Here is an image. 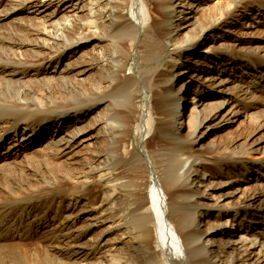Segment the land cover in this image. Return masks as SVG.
I'll list each match as a JSON object with an SVG mask.
<instances>
[{
    "label": "bare ground",
    "instance_id": "bare-ground-1",
    "mask_svg": "<svg viewBox=\"0 0 264 264\" xmlns=\"http://www.w3.org/2000/svg\"><path fill=\"white\" fill-rule=\"evenodd\" d=\"M176 1L0 0V7L8 5L18 8L19 12L30 9L26 13H44L50 6L54 9L42 21V28L26 22L24 30H13L11 38L0 36V102L10 106L9 112L13 111L6 118H3L5 115H0V127L7 124V128L3 129L4 134L0 135V156L10 141L17 143L22 140V143L31 144L29 149L37 143L47 144L56 158L67 159L69 169L45 163L48 176H41L43 180L18 183L16 190L9 185L4 189L15 197L24 195L17 193L18 190L25 194L31 193L30 201L42 199L44 208L58 202L61 209L57 221L61 220V225L56 237L60 243L66 241L70 246L55 255L49 251L37 252L28 259L21 257L25 255V250L17 244H11L16 240L20 241L19 236L10 235L12 240H6L10 243L7 248L13 251L4 253L8 256L1 257L0 264H264V219H260L262 221L255 228L242 227V223L254 222L260 213L263 215L264 205L258 210L252 205L228 209L229 205L216 200L211 202L214 192L200 190L203 187L215 189L218 180L228 179L232 175L247 178L254 169L264 176V147L261 143L252 145L245 142L239 147H234V143L231 146L212 144L208 154L211 158L217 157L215 164L222 172L220 176H212L208 175L212 160L196 153L195 148L205 133L217 124L219 119L213 112L204 114L193 110L189 117L193 122L188 124L191 132L185 137L181 136V125L174 117L169 121L161 119L158 122L153 116H149L147 130L154 135L159 129L165 128L167 137L150 151L148 142L144 143L145 157L124 136L128 132L127 127L122 129L110 126L109 136L103 142L99 136H85L82 128L78 127L82 116L85 117L96 107L95 104H92L95 105L92 108V105L86 107L76 99L75 89L79 87L78 83L83 81L84 76L97 70V80L90 83L87 91L91 97L101 96L102 85L108 83L104 90L115 85L117 78L123 76L122 73L126 70V57L130 52L139 53L140 48L147 49L143 63L149 69H141L138 73L141 74L140 81L149 86L157 81L161 53L169 55L170 61L167 64L172 65V68H182L183 74H202L203 84H200V88L207 87L206 90L213 88L214 74L223 75L228 71L240 70L243 73V83L250 81L253 74L244 72L247 67L254 66L247 58L249 54L235 56L228 51L220 54L225 56L219 57L216 53L211 54L207 44L204 53L209 55L203 54V59L216 67L203 69L198 60L200 57H196L191 66L186 65L188 59H182L184 52L192 50L195 54L196 47L204 38L203 34L213 30L217 23L212 21L202 25L196 20L194 29L199 31L187 40H180L179 33L169 35L175 25ZM223 1L230 9L242 8L264 20V0H246L248 3H243L245 0ZM55 2L56 5H53ZM67 5L72 14L59 18ZM41 9L44 11L41 12ZM126 11H129L131 18L125 15ZM7 17H16L13 10L6 8L0 12V21ZM186 22L188 18L183 22L179 20V25ZM23 23L21 20V24ZM180 26L175 25L177 28ZM78 34L87 39L75 42L73 37ZM21 37L26 40L22 42V39L19 40ZM90 37L94 39L88 40ZM145 38L150 39L149 47L143 43ZM91 40L92 43L108 44L110 50H100L95 55L86 53L87 61L84 64H71L65 70L59 69L60 62L70 59L72 53L85 50ZM70 48L72 53L66 54V50ZM255 49L259 51L253 57L263 60V43L258 41ZM91 61L98 63L97 69ZM222 64L223 68L219 69ZM67 74L73 75L74 79L66 77ZM26 77H30L29 84L17 80ZM254 77L256 91L264 92L263 76L257 74ZM176 78L177 75H169L154 86V91L166 105L177 102L175 111L178 113V102L183 98L180 89L173 90ZM215 79L219 81L220 78ZM222 84L223 80L218 83ZM211 93L217 94L214 91ZM57 98L62 101H52ZM193 103L196 105L200 101ZM237 106L239 105L236 103ZM21 125L25 127L22 128ZM72 127V135L58 139L57 131L71 130ZM93 140L99 144H95ZM80 148H84L86 154L85 162L78 168L74 167L77 163L72 160L78 158ZM259 151L262 153L261 158H254L253 155L260 154ZM21 153L17 150L6 154L5 160L8 162L5 168L14 169V161ZM149 170L154 179L152 186L147 179ZM99 198L102 200L97 206ZM33 204L34 202L31 203ZM78 209V214L86 216L84 218L87 223L72 227L68 222ZM13 211L20 214L16 232L26 223L32 229V225L52 227L56 222L49 212L39 218L37 211L30 205L20 203L16 207H8V204L0 203V228L13 215ZM232 221L239 222V230L228 233L224 228ZM218 227L217 234L215 229ZM118 233L115 241L108 239ZM236 233L240 235V239L237 244L230 245V241L236 238ZM93 235H96L95 238L89 240ZM217 235L222 236V239L214 241ZM226 237L230 241H224ZM85 240L88 241L84 242ZM253 255L256 257L254 260Z\"/></svg>",
    "mask_w": 264,
    "mask_h": 264
},
{
    "label": "rangeland",
    "instance_id": "rangeland-1",
    "mask_svg": "<svg viewBox=\"0 0 264 264\" xmlns=\"http://www.w3.org/2000/svg\"><path fill=\"white\" fill-rule=\"evenodd\" d=\"M244 2L248 3L246 0L243 1V3ZM53 5H56V2ZM6 8L13 10L16 17H7L0 21V36L5 39L11 38V34L15 29L24 30L26 22L42 28V21L47 17L48 14L53 13L54 10L53 7L50 6L45 11L44 9L40 10L41 12L44 11V13H26L30 9H24L19 12L18 8L8 7V5L3 4L0 7V12L4 11ZM69 8V5L63 8L59 18L66 16V14L71 15L72 13L69 11L71 9ZM229 9V6L223 0H177L175 2L174 15L176 16V19L174 24L176 26H180L179 20L183 22L187 18L188 22H186L184 25H181L179 28L175 27L174 25L173 31L170 32L169 35L175 36L179 33L181 34L180 40H187L190 38V36L199 31L194 29V24L197 22L196 20H198L202 25L212 21L216 22L217 25L214 26L215 28L213 30H209L203 34L204 38L200 40V43L196 47V53L194 54L192 50H188L184 52L182 59H188V64L186 65L189 66L190 64L194 63L196 57H200L198 60L200 61V67L203 69H207L209 66L213 68L216 67L213 63L204 61L203 59V54H205L204 51L206 50L205 47L207 44L208 49L211 50V54L216 53V55H220L225 54V52L228 51L235 56H245V54H249L247 55V58L250 60V64L252 63L254 65H252L253 67L251 68L247 67L244 71L247 74H253V76L250 77L249 82L243 83L241 80L243 73L240 70L238 72L235 70L233 72L228 71L223 75L214 74V79L212 80L214 82V86L213 88L206 90L207 87L200 88V84H203V82H201V79L203 78L202 74L199 75L198 72H194L193 76L188 73L183 74L182 68H172V65L167 64V62L170 61L169 55L161 53L157 67L159 70L157 73V81L154 82L155 84L152 83L149 86L148 84H144L140 81L141 74L138 73L141 69H149L147 64L143 63L145 62L147 49L140 48L139 53L136 51L133 53L130 52L129 56L126 57V70H124L122 73L123 76L120 75L117 78L116 81L118 84L116 83L113 85L114 87L111 86L105 90L104 88L107 87L106 85L108 83L102 85L100 92L102 93L101 96H104L91 97L89 96L90 93L87 91L90 83H94L97 80V78H95L97 75V70L93 71V74L89 73V76H84L82 78L83 81L78 83L79 87L75 89V95L77 94L75 96L76 99L81 101V104L86 105V107L92 104L96 105L92 111L88 112L85 117L82 116L81 121L78 122V127L82 128L83 130L82 133L85 136H99L98 138H100L101 142H103L109 136L108 131L110 126L122 129L127 127L128 132L124 136H126L127 139L130 140L132 144H134L133 147L136 148L138 153L142 157H145L144 143L148 142L147 146L148 150L150 151L155 149L160 144L161 140L166 139L167 137L165 128L159 129L154 135H152V133L147 130L146 123L149 116H153V118L158 120V122H160L161 119H164V121H169L171 117H174V119H177L178 124L181 125V136L185 137L191 132L188 124L190 125V123L193 122V120L190 121L189 118L192 116L193 110L198 113L199 111H202L204 114L213 112V114L216 115L219 120L217 121L216 125L212 126L205 133L200 141V144L195 148L196 153H201L206 158H210L212 160L209 164L208 173V175L211 174L212 176H220L222 174V172H220V167L215 164L217 157L211 158V155L208 154L212 144L231 146L230 144L234 143V147H239L242 146L243 143L247 142L252 145L261 143L262 147H264V117L262 116L264 114V92L259 93L256 91V87L253 84L255 79L254 76L257 74L262 75V80L264 79V59L261 60L258 57H253L255 52L259 51L255 49L257 42L260 41L264 45V20L259 18V15L255 14L253 16L252 12L250 13L249 11H246L242 8H231L230 11ZM125 15L131 18L129 11H126ZM80 16L83 18L82 13H80ZM21 20L24 22L23 24H21ZM184 26H186L185 29ZM20 39H22V42L23 40H26L25 37H21L19 40ZM86 39V36L81 34L75 35L73 37L75 42L80 40L84 41ZM89 39H94V37H90L88 40ZM143 41L144 45L149 47L150 39L145 38ZM106 46L108 47V44L103 43L102 45L96 42L92 43L91 40L88 47L83 50L84 52L82 51L79 53V51H77L76 53H72L70 48L66 50V54L72 53V57L68 60H65L63 63L60 62L58 67L60 70H65L71 64H82V62L84 64L87 61V57H85L86 53H92L95 55L100 50L109 51V47L107 48ZM262 53L264 54V52ZM205 55L209 54L206 53ZM222 56L225 55H220L219 57ZM90 63L95 64L93 66L97 69L98 63L96 61H91ZM221 68H223V64L219 66V69ZM224 68H227V66H224ZM172 74L177 75L173 85V90L180 89V95L183 98L182 101L178 102L180 103L178 113L175 111L177 102L172 101L173 104L171 103L170 105H166V102L162 101L161 98H158L154 91V86L156 84L163 82L166 78H168L169 75ZM57 76H59V74H57ZM65 76L74 79L73 75L67 74ZM216 77L220 78L219 81L215 79ZM1 78L2 75L0 74V85L2 83ZM29 78L30 77H26L24 79L17 80L20 82H28ZM17 80L15 81L17 82ZM221 80H223V84L218 85ZM212 91H214V93L216 92L217 94L211 93ZM58 98L52 99V101H62V99ZM194 101H200V103L195 105L193 103ZM236 103L239 106L236 107ZM95 105H92L90 108ZM76 106L78 105L76 104ZM8 107H10L8 104L0 102V115H5L3 118L10 116V114L13 112H9ZM111 117L113 118L108 120ZM6 125L3 128L0 127V135L4 134L3 129L7 128ZM21 127L24 128L25 125H21ZM72 129L73 127L71 130L57 131L56 134L58 135V139L67 138L68 134L72 135ZM119 140H121V137ZM97 142H95V144L98 145L99 143ZM30 146L31 144H26L24 142L22 143V140H19L17 143L10 141L4 147V150L0 156V203L8 204V207H16L20 205V203L30 205L33 210L37 211L39 218H41L46 212H49L50 217L56 222L52 227H38L32 225L34 227L32 229H29L30 225L28 224V226L26 223V226L23 225L16 232V222L18 221L17 219L20 214H18V211H16V213L13 211V215L4 221L5 225L3 224V226L0 228V258L8 256V254L4 253L13 251L7 248L10 243L6 240H12V238H9V236L14 234L19 236L20 241L16 240L11 242V244H17L20 246V248H22V250H25V255L21 256L23 258L30 259L36 255L34 253H44L47 251L55 255L60 250L70 247L66 241L60 243L56 237L61 225V220L57 221L61 209V205H59L58 202L54 206H50L51 208H44L42 207V199L36 198L32 200V202L30 201L31 193L25 194L24 191L18 190L17 193L24 195L21 197H15L11 195V192L5 190L8 187L7 185L11 186L10 188H13V190H16L18 183L36 179L43 180V176H48V173L45 169V163L59 166L60 168L69 169L67 159H60L58 157L56 158L47 144L39 145V143H37V145H34L35 147L32 149H29ZM84 148H80V150H78V158L72 160L73 162L77 163V165L74 167L80 168L85 162L86 153ZM17 150L22 153L20 154L21 156H19V158L14 161L13 167L15 168L12 170L5 168V164L8 162L5 160V155L8 153H15ZM259 153L260 154H254L253 157L260 159L262 153L260 151ZM150 172L151 171L149 170L147 173V179H149V184L152 186L154 179L153 174H151L152 172ZM126 174L129 175L130 173ZM47 180L48 179H46V181ZM42 184L39 186H42ZM200 190L209 193L214 192L215 196L212 198L211 202H215L216 200L221 204L229 205L228 209H234L238 206L252 205L254 209L258 210L264 205V176L259 175V173L256 172V169H254L250 175L247 176V178L232 175L228 177V179L225 178L218 180L215 189L214 187H203ZM147 191H149V189H147ZM92 192L94 193L95 190ZM38 196L39 194H37V197ZM18 198H20V200ZM101 200L102 198L97 200V206L101 204ZM33 202L34 204L31 205ZM79 211V209L75 211V214L69 220L68 225L72 227H78L87 223V219L84 218L86 216L78 214ZM256 219V221L250 222L248 224L242 223V227H257L260 221H262L260 219H264V213L263 215L260 213ZM218 230L219 227L215 229L217 234L219 233ZM224 230H226L228 233L238 231L239 222H228ZM117 235H119V233L110 236L108 239L115 241L117 239ZM95 236L96 235L90 236L89 240H93ZM216 237L214 241H219L222 239V236L220 237V235H217ZM239 237L240 235L236 233V238L230 241L229 238L226 237L224 238V241H230V245L237 244L238 240L240 239ZM87 241L88 240H85L84 242ZM215 246H218V244ZM252 259L254 260L256 257L253 255Z\"/></svg>",
    "mask_w": 264,
    "mask_h": 264
}]
</instances>
